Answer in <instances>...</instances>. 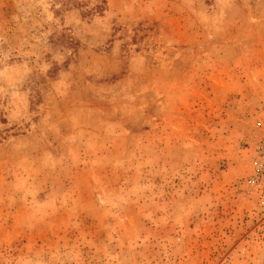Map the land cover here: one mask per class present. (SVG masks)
I'll return each instance as SVG.
<instances>
[{
  "label": "rangeland",
  "instance_id": "374dc122",
  "mask_svg": "<svg viewBox=\"0 0 264 264\" xmlns=\"http://www.w3.org/2000/svg\"><path fill=\"white\" fill-rule=\"evenodd\" d=\"M264 0H0V264H264Z\"/></svg>",
  "mask_w": 264,
  "mask_h": 264
},
{
  "label": "built area",
  "instance_id": "2783aa9c",
  "mask_svg": "<svg viewBox=\"0 0 264 264\" xmlns=\"http://www.w3.org/2000/svg\"><path fill=\"white\" fill-rule=\"evenodd\" d=\"M258 175L262 178H264V168H261Z\"/></svg>",
  "mask_w": 264,
  "mask_h": 264
}]
</instances>
